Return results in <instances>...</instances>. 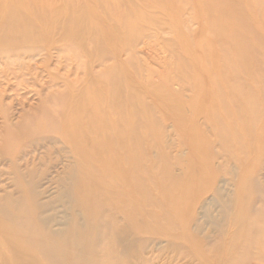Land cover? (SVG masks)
<instances>
[{
  "label": "bare ground",
  "instance_id": "obj_1",
  "mask_svg": "<svg viewBox=\"0 0 264 264\" xmlns=\"http://www.w3.org/2000/svg\"><path fill=\"white\" fill-rule=\"evenodd\" d=\"M114 1L0 0V264H264V0H190L161 112L186 23Z\"/></svg>",
  "mask_w": 264,
  "mask_h": 264
},
{
  "label": "rangeland",
  "instance_id": "obj_2",
  "mask_svg": "<svg viewBox=\"0 0 264 264\" xmlns=\"http://www.w3.org/2000/svg\"><path fill=\"white\" fill-rule=\"evenodd\" d=\"M114 3H116V7L118 5L125 7L132 4L134 6V8L131 9L132 14L136 17L142 16L141 18L144 19V23H140L143 24V29H150L153 25L152 20L163 21V19H165L166 21L173 20L175 18L178 20V23H186L185 26H178L175 24L176 30L178 31L179 28H182V32L167 34L171 32L174 25L172 24V21H167L168 23H166L167 25L164 30L167 33H161V35L155 38L152 41V48L145 46L143 43L136 46V48L133 47L132 53L135 55L133 59H136V64H130L127 67V71L132 76L137 78L141 87L148 86L152 82L151 80L148 81L150 78L149 74L152 72H156L157 78L155 81L157 82H161L162 78L171 75L174 77L176 75L175 70L179 65V59H183L185 57L187 53L186 49L191 48L194 52L198 51L200 44L197 42L195 32H197V29L199 28V21L197 15L190 11V6H192L190 0H115ZM97 16L100 19H103L104 17L102 12H98L96 17ZM128 57L129 53L125 54L124 59ZM152 83L154 87H158L160 85L158 83ZM143 87L142 90L145 100L150 106L158 108L159 104L157 101H154L150 95L152 92L151 90L156 88ZM158 111L161 112L160 105ZM164 116L165 114H158V117L161 120L160 122L170 126V122L165 118L166 116ZM161 135L166 136L167 133L162 132ZM172 135L174 136L175 134Z\"/></svg>",
  "mask_w": 264,
  "mask_h": 264
}]
</instances>
